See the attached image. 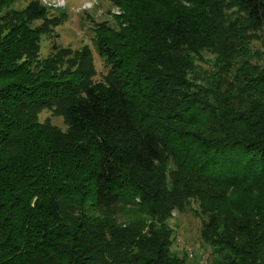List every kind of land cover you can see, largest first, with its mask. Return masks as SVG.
<instances>
[{
  "label": "trees",
  "instance_id": "obj_1",
  "mask_svg": "<svg viewBox=\"0 0 264 264\" xmlns=\"http://www.w3.org/2000/svg\"><path fill=\"white\" fill-rule=\"evenodd\" d=\"M97 1L72 48L0 0V264H190L188 208L203 264H264V0Z\"/></svg>",
  "mask_w": 264,
  "mask_h": 264
},
{
  "label": "rangeland",
  "instance_id": "obj_2",
  "mask_svg": "<svg viewBox=\"0 0 264 264\" xmlns=\"http://www.w3.org/2000/svg\"><path fill=\"white\" fill-rule=\"evenodd\" d=\"M43 2L45 0H42ZM44 3L55 4L56 6L64 7L68 11L67 21L59 28H56L58 36L55 41L64 46L72 48L79 47L83 44H90V28L89 23L92 18L95 21H101L111 16L105 12L108 4L106 2L99 3L97 0H46ZM98 6L96 7V5ZM19 5L15 3V6ZM53 6V5H52ZM88 12V13H86ZM90 13V14H89ZM112 13H119L117 9H113ZM50 39L45 38L41 42L43 54L49 50ZM94 63L97 69V78L101 77L104 72V66L101 58L93 52ZM49 119L53 124L64 129L62 118L56 116L51 110L44 109L39 114V120L44 121ZM170 224L174 229V242L172 251L182 254L186 253L190 264H203L208 255L205 250H201L198 242L199 218L192 209H187L184 213H172Z\"/></svg>",
  "mask_w": 264,
  "mask_h": 264
},
{
  "label": "built area",
  "instance_id": "obj_3",
  "mask_svg": "<svg viewBox=\"0 0 264 264\" xmlns=\"http://www.w3.org/2000/svg\"><path fill=\"white\" fill-rule=\"evenodd\" d=\"M44 2H46V0L44 1ZM49 4V3H48ZM53 6H56L55 4H52Z\"/></svg>",
  "mask_w": 264,
  "mask_h": 264
}]
</instances>
